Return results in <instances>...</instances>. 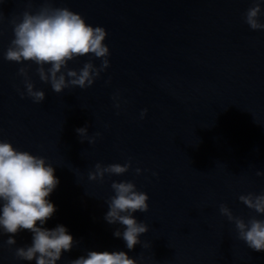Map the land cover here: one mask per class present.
I'll return each instance as SVG.
<instances>
[{"label":"water","instance_id":"water-1","mask_svg":"<svg viewBox=\"0 0 264 264\" xmlns=\"http://www.w3.org/2000/svg\"><path fill=\"white\" fill-rule=\"evenodd\" d=\"M43 3L0 0V139L55 169L59 184L48 200L56 211L42 227L63 225L77 241L57 264L88 251H124L137 264H264V251L239 240L219 210L225 204L245 221L264 219L239 200L264 193V175H256L264 173V30L243 19L252 0H52L103 27L110 49V66L91 87L59 94L40 81L35 64L4 59L12 21ZM89 60L101 64L83 56L68 67L78 71ZM20 67H29L43 102L21 97ZM85 126L90 137L100 133L94 144L81 143L76 129ZM129 159L121 176L88 178L98 162ZM113 181H132L149 196L148 212L133 214L149 225L139 237L148 247L129 250L113 235L123 227L104 219ZM32 235L21 230L13 246L0 235V264H35L15 257Z\"/></svg>","mask_w":264,"mask_h":264},{"label":"clouds","instance_id":"clouds-1","mask_svg":"<svg viewBox=\"0 0 264 264\" xmlns=\"http://www.w3.org/2000/svg\"><path fill=\"white\" fill-rule=\"evenodd\" d=\"M252 5L244 13V22L253 31L264 30V23L260 20V0H252ZM12 24L13 39L4 53V59L19 64H35V73L40 81L50 84L55 93L59 94L66 88H89L101 72L110 66V49L104 43L106 30L101 26L87 24L80 14L67 7H53L52 0H44L43 5L34 13L25 10L19 21L13 20ZM83 56L101 60L100 66L97 67L89 60L78 71L68 67L69 61ZM46 65L49 67L46 68ZM18 75L23 77L25 89L20 93L21 97L27 95L34 103L43 102L45 92L35 88L29 67H20ZM113 100L116 101L115 107L119 108V93L113 96ZM147 111H141V119ZM76 132L81 143L87 139L88 143L94 144L100 135L96 133L90 137L87 126L77 128ZM131 168V159L124 164L103 165L98 162L94 171L89 172L88 178L103 182L106 175L121 176ZM54 172V167L46 158L17 150L12 143L0 139V235L8 234L5 243L13 246L17 243L15 236L21 230L33 234L31 245L15 249V257L19 260H35V264H57L62 253L70 252L77 243L63 225L51 230L42 227L56 211L55 205L48 200L59 184ZM141 172V168H135L137 175ZM256 175L264 173L257 172ZM111 188L114 195L106 201L109 210L104 219L108 224H119L124 229H116L113 235L122 237L129 250L137 244L148 247L139 237L149 231V225L138 222L133 214L148 212L149 196L137 190L132 181H113ZM239 200L248 209L264 215V193L242 194ZM219 210L229 222L234 223L239 240L249 249L264 251V219L253 216L245 221L235 216L225 204H221ZM69 264H137V260L129 258L124 251H88L86 256L71 260Z\"/></svg>","mask_w":264,"mask_h":264}]
</instances>
